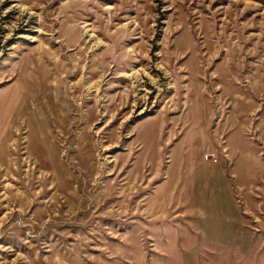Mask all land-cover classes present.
Listing matches in <instances>:
<instances>
[{"label":"rangeland","instance_id":"rangeland-1","mask_svg":"<svg viewBox=\"0 0 264 264\" xmlns=\"http://www.w3.org/2000/svg\"><path fill=\"white\" fill-rule=\"evenodd\" d=\"M0 264H264V0H0Z\"/></svg>","mask_w":264,"mask_h":264},{"label":"built area","instance_id":"built-area-1","mask_svg":"<svg viewBox=\"0 0 264 264\" xmlns=\"http://www.w3.org/2000/svg\"><path fill=\"white\" fill-rule=\"evenodd\" d=\"M206 161L214 162V157L213 156L206 157Z\"/></svg>","mask_w":264,"mask_h":264}]
</instances>
